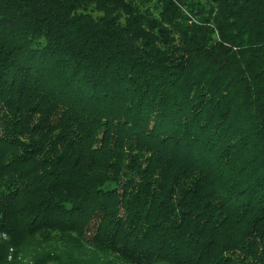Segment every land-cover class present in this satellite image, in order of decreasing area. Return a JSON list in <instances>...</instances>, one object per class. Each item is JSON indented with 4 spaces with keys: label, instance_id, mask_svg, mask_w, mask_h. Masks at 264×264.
Segmentation results:
<instances>
[{
    "label": "trees",
    "instance_id": "trees-1",
    "mask_svg": "<svg viewBox=\"0 0 264 264\" xmlns=\"http://www.w3.org/2000/svg\"><path fill=\"white\" fill-rule=\"evenodd\" d=\"M55 231L264 264V0H0V233Z\"/></svg>",
    "mask_w": 264,
    "mask_h": 264
},
{
    "label": "rangeland",
    "instance_id": "rangeland-1",
    "mask_svg": "<svg viewBox=\"0 0 264 264\" xmlns=\"http://www.w3.org/2000/svg\"><path fill=\"white\" fill-rule=\"evenodd\" d=\"M10 243L8 235L0 233V246L4 253L0 264H86L88 261L85 256L93 257L89 253L83 254L85 243L73 238L72 235L56 231L50 234H37L15 247ZM100 254L99 264H116L115 256L104 252Z\"/></svg>",
    "mask_w": 264,
    "mask_h": 264
}]
</instances>
